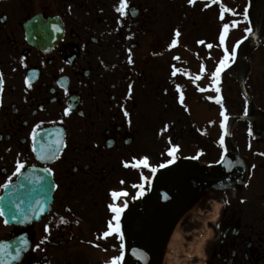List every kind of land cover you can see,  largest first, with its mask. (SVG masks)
I'll use <instances>...</instances> for the list:
<instances>
[{"label": "flooded vegetation", "instance_id": "obj_1", "mask_svg": "<svg viewBox=\"0 0 264 264\" xmlns=\"http://www.w3.org/2000/svg\"><path fill=\"white\" fill-rule=\"evenodd\" d=\"M201 1L188 11L189 0H128L124 16L116 11L121 0H0V197L31 168L51 174L46 188L27 182L37 186L38 208L43 192L52 193L50 210L37 218L5 224L0 215V245L18 257L0 252V264H109L121 256L125 221L140 207L156 163L174 146L177 158L187 157L186 85L173 75L171 50L180 46L169 29L196 26ZM37 124V149L54 159L33 151ZM193 134L190 146L202 155ZM144 157L151 169L125 167ZM18 161L25 164L19 175ZM250 168L243 186L205 194L201 215L216 219L208 221L204 264H264V171ZM114 191L127 195L114 200ZM113 204L124 209L119 232L98 239L109 222L116 227ZM23 241L28 247L16 253Z\"/></svg>", "mask_w": 264, "mask_h": 264}, {"label": "rangeland", "instance_id": "obj_2", "mask_svg": "<svg viewBox=\"0 0 264 264\" xmlns=\"http://www.w3.org/2000/svg\"><path fill=\"white\" fill-rule=\"evenodd\" d=\"M252 8L253 7L251 5V9ZM235 9L237 11L236 14H238L235 18V26L232 27V30H230L229 33L227 32L225 34L226 36L223 42H221V45L218 47L217 54H210L207 55V57H204L206 60L204 69H206V71L201 70L198 74L201 79L195 81L198 85H200V88L205 89L203 92L200 91V99L202 100H200L199 96L195 94L191 95V97L189 96L188 99V103L190 101L194 105L197 103V108L199 109V111L197 110V120L202 121V123H195L201 131L203 128V131H208L209 134L213 135L207 136L210 142L212 137L213 141H215V138L217 137L219 138V141L222 140L225 125V114L227 117L237 116L245 114L249 110V106L240 93L239 84L234 78L232 62L237 44L252 30V24L248 19L250 15L247 17V12H249L250 9V3L248 0H237ZM244 9H246L247 12ZM198 27L201 28V31L197 34V39L205 37L207 33L210 34L214 27L218 29L219 25L216 20L213 19V21L208 23L201 22ZM223 31V28L218 29V40H221V36L224 34ZM186 34H188V38L194 39V34L189 26L187 27ZM226 55L231 56L232 59L228 62L227 67L224 69L219 82V84H221L220 91L223 93L226 100L224 103L221 100V103L223 104L219 105V112H217L216 106H211L214 104L215 95L219 93L215 90L217 84L212 79V76ZM250 62L252 64V68L247 82V87L249 88V92L253 96L258 109L264 111V38L260 41V46L255 47V51L251 54ZM209 97H213V99H209ZM190 119L191 122L189 123L188 129L195 127L194 120L192 118ZM248 131L252 132V127L248 123L240 122L235 126L233 132V142L239 150H241V152L245 149V143L248 142L245 139V136H248ZM211 147L212 146H210V154ZM252 148V151H244L243 153L252 161L262 163L263 161L260 157L254 158L253 154L256 153L264 155V131L261 135V139L258 140V145L256 144L255 146H252ZM222 149L223 146L220 143V152H222ZM137 150H142V147H138ZM208 159H211L210 155H208ZM251 160H249V162H251ZM198 213V210L192 214L185 212L182 219L178 222L177 226L173 229L169 236L170 241L175 239L176 236H178V238H176V241L171 242L168 239L166 252L161 259L160 264H204L201 257L203 256L205 249V242L208 238H210V235H207V225L210 226V224H208V217L205 215L200 216ZM196 214V217L200 219L195 217ZM198 220H201L202 222H199ZM193 223H196L197 225L195 224L196 226H194ZM195 230H199V232L197 233Z\"/></svg>", "mask_w": 264, "mask_h": 264}, {"label": "water", "instance_id": "obj_3", "mask_svg": "<svg viewBox=\"0 0 264 264\" xmlns=\"http://www.w3.org/2000/svg\"><path fill=\"white\" fill-rule=\"evenodd\" d=\"M254 3L252 21L255 39H258L264 27V0H251ZM250 41L241 44L236 55V76L242 88L247 78L248 66L243 62L251 52ZM253 118L256 130L264 122V117L257 112L254 104ZM235 119L229 122V128ZM228 155L222 165L210 174L201 168L189 164H177L166 170L156 182L151 194L144 200V209L133 215L125 229V264H159L166 240L172 226L179 219L185 208L200 194L199 186L210 184L217 188L228 187L242 178L241 163L232 155L233 147L226 141ZM47 179L45 174H37ZM35 177L34 179L38 178ZM24 178L20 180L22 183ZM196 182L198 186H194ZM22 187L19 185L10 194L8 206L10 213L18 212Z\"/></svg>", "mask_w": 264, "mask_h": 264}, {"label": "snow or ice", "instance_id": "obj_4", "mask_svg": "<svg viewBox=\"0 0 264 264\" xmlns=\"http://www.w3.org/2000/svg\"><path fill=\"white\" fill-rule=\"evenodd\" d=\"M214 2H215V0H214ZM189 3H191V4L194 5L196 3V0H189ZM127 9H128V0H121V3L116 8V11L118 13L123 14L124 16H127L128 15V11H126ZM223 11H227V9H223ZM54 27H55V30L57 32H59V31L62 30L59 26H54ZM228 29H229V25L225 24V26H224V33L225 34L228 32ZM176 36L177 37L180 36L179 31L176 32ZM223 40H224V37L221 36V41L223 42ZM175 43H176V41H173V46H175ZM200 43L203 44L204 42L203 41H200ZM207 47L211 48L212 45L209 44V45H207ZM176 59L179 60L180 58L179 57H176ZM231 59H232L231 56L226 55L224 57V60L220 63V65L217 68L216 72L212 76V79L217 84V87L215 89L216 92H220V90H221L220 87H219L221 73L227 67L228 62ZM129 62L131 63L132 61L130 60ZM202 70H205L206 71V69H202ZM177 72H179V69H174L173 75H175ZM194 79L198 81V80L201 79V77L199 75H197V76L194 77ZM3 85H4L3 73L0 72V93L3 92ZM28 86L29 87L32 86L30 80L28 82ZM200 91L203 92V91H205V89L204 88H200ZM209 99H213V97H209ZM0 102H2V101H0ZM216 102L217 103H221V100H217ZM180 103L182 105L184 104V95H183V92L182 91L180 93ZM70 113H71V108H68L66 110V112H65V115H68ZM125 115H128V113H127L126 110H125ZM224 120H225V125H224V127H225V135H227V120H228V117H227L226 114L224 115ZM40 127H41V125L37 124L36 125V130H34L32 132V141H33L32 147H33V151H37L38 152V155L40 156V159H50V158L54 159L55 158V155L49 149H45V151L43 153H40L38 151V149H37V138H38V135H39V133H38L37 130L40 129ZM166 130H167V128L164 129V131H166ZM57 143L60 144L61 147L66 146L65 145V142L63 141V139H59L57 141ZM220 143L223 145L224 144V140L222 139L220 141ZM177 150H178L177 147L174 146L171 149V151L169 152V155L174 157L175 156V153L177 152ZM147 166H148V158L147 157L143 158V160H136L135 163H133V164H129V163L125 162V167H137V168H139V167H147ZM24 167H25V164L23 162H19L18 161V163H17V174L18 175L21 173V170L24 169ZM161 167H164V165H161ZM155 170H156L155 168L152 169V171H155ZM48 171H51V170L49 169ZM145 179H147V177H145ZM10 183H11V181H9V184ZM121 183H123V181H121ZM9 184H5L4 187L7 189L9 187ZM135 187H139V188H141V190L143 189V185H135ZM111 195H112V197H113L114 200H119V198L121 196H126L127 193L126 192H117V191H114V192H112ZM141 195H143V191H141ZM3 199H4L3 197H0V200H3ZM225 203H228V201H225ZM109 207H110L111 211L115 214L116 227H115V229H113L111 222H109V229H110V231L104 232L102 237H99V236L97 237L98 239L107 238L108 236H110L112 234L113 231L119 232V222H120V218H121V213L123 212L124 209H123V207L116 206L115 204L109 205ZM215 207H216L217 214H218L219 213V209L222 207V205L216 204ZM2 214H3V209L0 208V215H2ZM61 222L62 223H66L67 221H65L63 218H61ZM7 223H8V220L6 218L5 219V224H7ZM46 231H50V228H48L47 226H46ZM120 239L121 240L123 239V236L122 235L120 236ZM45 242H46V240L41 241V243H45ZM10 247L11 246L6 245V244L5 245H0V252L7 253V255L12 256V259L13 260L18 259L17 256H13L12 255V252L9 251V248ZM27 247H28V242L27 241H23V242H21V244L19 246H16L15 247V252L16 253H21ZM39 247H40L39 245H36V249L37 250L39 249ZM2 259H3V257L0 256V260H2ZM122 260H123V256H119V257L114 258L112 261H110L109 264H120V261H122Z\"/></svg>", "mask_w": 264, "mask_h": 264}, {"label": "bare ground", "instance_id": "obj_5", "mask_svg": "<svg viewBox=\"0 0 264 264\" xmlns=\"http://www.w3.org/2000/svg\"><path fill=\"white\" fill-rule=\"evenodd\" d=\"M262 36H263V38H264V33L262 34ZM252 46H253V47H256L255 43H253ZM176 238H178V236H176ZM176 238L173 239V240H171V241H176ZM177 240H178V239H177ZM171 241H170V242H171Z\"/></svg>", "mask_w": 264, "mask_h": 264}]
</instances>
